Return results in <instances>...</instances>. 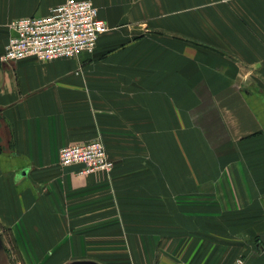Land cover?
<instances>
[{
	"label": "crops",
	"instance_id": "0c3cea01",
	"mask_svg": "<svg viewBox=\"0 0 264 264\" xmlns=\"http://www.w3.org/2000/svg\"><path fill=\"white\" fill-rule=\"evenodd\" d=\"M64 1L0 0V231L23 264H264V0H89L93 52L1 60L13 20ZM96 139L111 176L61 167Z\"/></svg>",
	"mask_w": 264,
	"mask_h": 264
},
{
	"label": "built area",
	"instance_id": "2783aa9c",
	"mask_svg": "<svg viewBox=\"0 0 264 264\" xmlns=\"http://www.w3.org/2000/svg\"><path fill=\"white\" fill-rule=\"evenodd\" d=\"M14 31L8 39L1 60L15 62L34 57L41 62L72 58L81 52H93L109 27L99 17V10L89 0H65L46 16L21 17L10 23ZM60 164L77 166L78 174L110 172L113 163L101 140L70 144L60 151ZM232 264H245L243 256Z\"/></svg>",
	"mask_w": 264,
	"mask_h": 264
},
{
	"label": "rangeland",
	"instance_id": "374dc122",
	"mask_svg": "<svg viewBox=\"0 0 264 264\" xmlns=\"http://www.w3.org/2000/svg\"><path fill=\"white\" fill-rule=\"evenodd\" d=\"M180 39L188 42L184 36L179 35ZM96 140H101L105 146L106 149V155L109 158V160L113 163V167L110 170V172H106V171H96L94 173H90V174H85V175H80L78 174V165L77 166H70V167H77V171L76 173L80 176H87V175H92L95 173H105L107 175H112L114 170H115V162L111 159V157L109 156V153L107 151V147L105 145V142L103 141V139H96ZM80 144V143H77ZM59 163H60V158H59ZM61 165V164H60ZM63 168H69V167H65L62 166ZM21 257L19 254V251L16 249V245L14 243V239H13V235L10 234L9 232H5V231H0V264H23V262L21 261ZM76 264V263H75Z\"/></svg>",
	"mask_w": 264,
	"mask_h": 264
},
{
	"label": "water",
	"instance_id": "95a60500",
	"mask_svg": "<svg viewBox=\"0 0 264 264\" xmlns=\"http://www.w3.org/2000/svg\"><path fill=\"white\" fill-rule=\"evenodd\" d=\"M261 240H262V242L264 243V234L261 236ZM260 245V244H259ZM76 264H97V263H95V262H93V261H81V262H78V263H76Z\"/></svg>",
	"mask_w": 264,
	"mask_h": 264
}]
</instances>
